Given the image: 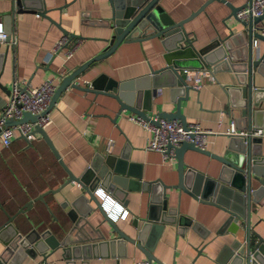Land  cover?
Instances as JSON below:
<instances>
[{"label":"crops","instance_id":"1","mask_svg":"<svg viewBox=\"0 0 264 264\" xmlns=\"http://www.w3.org/2000/svg\"><path fill=\"white\" fill-rule=\"evenodd\" d=\"M206 1L158 0L157 5L177 21L189 16ZM227 1L233 5H241L247 0ZM41 3L46 10L45 14L57 21L59 26L39 14L14 13L10 22V35L13 36L14 43H0V52L6 49L0 84L7 88L13 78L24 80L30 86H36L43 79L50 78L57 85L60 75L66 74L67 69L72 70L107 46L105 39L111 33V27L105 25L111 14L108 0H41ZM9 8L10 0H0V22ZM229 10L219 0H212L184 23L194 46L207 45L217 34L220 37L228 36L227 25L234 31L241 28L232 17L225 18ZM259 24L263 25L264 19ZM63 30L72 39L78 38L77 47L69 57L61 50L43 63L45 52L52 48L56 39L65 34ZM72 34L74 35L70 36ZM159 40L155 38L141 44L120 43L107 57L93 61L74 80L82 86H88L92 79L103 76L117 81L132 80L136 84L138 79L149 73V67L155 69L165 63L163 53L166 48ZM236 40L235 35L226 39L233 54L238 53ZM257 46L259 53H264V42L258 41ZM189 71L205 73L197 91L190 90L188 99L181 100L180 112L185 114L187 122L198 121L201 127L211 131L206 149L220 154L228 141L225 131L230 122H234L236 129L246 130L243 128L245 120L232 108V105L240 102L239 96L243 93L232 87L225 71ZM253 76V85L261 90L254 92V98L259 102L256 108L260 114L252 119V126L256 124L261 126L257 128L263 129L260 146L264 154V69L254 72ZM236 86L243 87L240 84ZM169 90L167 85L159 87L157 94L152 97L151 110L147 111L150 117L158 111L175 109V104L170 101ZM5 97L6 93L0 90V108ZM117 109L118 104L112 97L69 86L48 109L47 114L52 121L43 129L74 175L85 170L97 153L104 156L112 154L118 158L127 151V167L132 174L139 176L132 184L135 189L129 191L125 198L108 186L99 187L122 205L123 209L128 210L124 219L117 218L116 221L129 235L134 234L133 221L139 227L149 210L154 215L159 214L158 206L150 208L149 198L154 196L165 199L168 211L165 217H175L176 222H165L161 229L152 226L148 239L151 242L156 237L152 253L163 264H227L228 250L245 239V223L242 220L228 222L229 214L220 206L194 199L174 187L164 188L165 185L176 184V160L173 163L162 162L159 152L146 148L150 132L129 118L131 112L123 111L113 121ZM183 162L186 169L200 172L212 181H216L219 170L223 167L217 159L193 149L183 152ZM66 178V170L40 134L35 133V137L28 142L23 138L13 137L6 146L0 143V206L11 214L24 202L30 201V205L10 221L20 234L31 228L38 231L48 228L60 238L59 224L65 228L70 225L65 212L82 192L81 187L74 182L64 184L59 191H50L59 188ZM142 183L146 184V189H142V185L140 188ZM40 194L41 198L35 199ZM80 203L81 209L86 207L82 199ZM249 216L251 231L264 238V197L258 203H252ZM4 218L0 210V222ZM86 218L93 227L92 235L96 234V228L99 227L108 239L113 238L109 233V226L105 222L100 224L102 220L96 210ZM58 253L59 251L50 255L47 264H63L62 260H56L59 258ZM91 255L93 256L87 259L88 264H134L146 259L132 243H126L124 255L122 249L114 245L95 247ZM39 259L25 258L23 264H36Z\"/></svg>","mask_w":264,"mask_h":264},{"label":"water","instance_id":"2","mask_svg":"<svg viewBox=\"0 0 264 264\" xmlns=\"http://www.w3.org/2000/svg\"><path fill=\"white\" fill-rule=\"evenodd\" d=\"M108 1L111 14L105 25L111 27V33L108 39H105L107 46L72 70L67 69L66 74L60 75V82L56 85L53 94L50 95L48 104L41 114L48 111L55 104L57 96L70 86L84 92L114 98L118 109L113 121H116L121 112L129 111L156 124L157 121L152 119L147 111L151 110L152 97L157 94L159 87L167 85L170 89V101L175 104V109L173 111H158L156 115L161 118L177 119L185 127L187 121L185 114L180 112V103L181 100L188 99L190 90L197 91L198 88L189 84L183 73L194 69H207L211 73L222 70L227 72L232 87L243 93L239 96L240 102L232 105V108L245 120L246 125L243 128L250 131L252 119H256L260 114L256 108L259 102L255 100L254 92L261 88L253 85V74L264 69V53H259V48L253 46L252 39L264 42V33H261L264 32V24H259L264 19V13L242 20L237 17L236 13L245 7V2L241 5H233L230 1L219 0L230 9L225 18L232 17L236 23L241 25V28L234 31L226 24L229 30L228 36L220 37L217 34L207 45L196 47L189 38L184 23L203 10L204 5L212 0H207L189 16L177 21L170 18L157 5L158 0ZM18 12L42 15L59 26L57 21L50 19L45 14L46 10L42 7L41 0H10V8L7 13L3 14L1 20L3 30L7 32L5 42L10 36V22L13 15ZM63 31L68 34L65 30ZM230 35L237 37L235 45L237 54H233L227 45L226 39ZM155 38L160 39V43L165 45L166 51L163 53L165 63L159 68L149 67V73L138 79L136 84H133L132 80L117 81L103 76L92 79L93 81L88 86H82L74 80L93 61L107 57L120 43L136 42L141 44L143 41ZM5 53L6 49L0 52V72ZM237 84L243 87L240 88L236 86ZM0 90L7 94L8 88L0 84ZM35 118V115L23 112L20 119H7L4 124L12 125L26 120L34 121ZM252 127L261 126L254 124ZM31 132L41 135L49 150L54 153L58 162L67 172V178L60 187L50 191H59L64 184L74 182L81 187L82 192L72 201V207L65 212V217L70 221V225L65 228L59 224L60 238H57L48 228L41 231L31 228L24 234H20L12 226L10 221L13 216L22 213L24 208L30 205V201L24 202L11 214H8L0 206L5 217L0 222V264H23L25 258L35 260L36 257L40 258L36 264H47V258L58 251L59 258L56 260H62L63 264H77L78 259H80L79 264H88L87 259L93 256L91 254L95 247L114 245L121 248L122 255H124L126 243H132L144 254L148 264H152V262L163 264L152 253L156 237L151 242L148 239L152 226L161 229L165 222H176L175 217H165L168 212L165 199L161 200L151 196L148 200L150 208L158 206L159 214L154 215L149 210L139 227L133 221L134 234L129 235L120 228L116 220L112 219L113 213L110 216L107 215L96 194V191L102 193L99 186H108L126 198L128 192L135 189L132 184L137 178L139 179V176L132 174L127 167L129 165L127 151L126 154L123 153L118 158L112 154L104 156L97 153L85 170L74 175L64 164L44 129L35 125ZM22 138L25 140L24 137ZM260 142L261 136L228 134V141L223 146L222 153L215 154L208 149L195 147L192 142L182 141L174 150L177 165L176 184L164 186V188L174 187L181 192H186L194 199L220 206L229 214L228 222L235 223L237 220H242L245 223V239L242 243L237 242L228 250L227 264H264V238L251 231L249 216L252 203H258L264 197V154ZM186 149L200 151L223 164L216 181L210 180L191 168H185L183 152ZM141 185L142 189H146V184H140V188ZM41 195H37L35 199H40ZM81 199L86 206L82 209L79 207ZM95 210L101 217L100 224L105 222L109 226V233L113 235V238L108 239L99 227L96 228V234L92 235L93 227L86 216ZM95 240H97L96 243Z\"/></svg>","mask_w":264,"mask_h":264},{"label":"built area","instance_id":"3","mask_svg":"<svg viewBox=\"0 0 264 264\" xmlns=\"http://www.w3.org/2000/svg\"><path fill=\"white\" fill-rule=\"evenodd\" d=\"M264 13V0H247L245 7L237 11L236 15L242 20H247L248 17L260 16ZM264 33L263 31L261 32ZM7 32L3 30L0 22V43L5 42ZM253 46L258 47L257 39L253 38ZM14 43L13 36H9L8 41ZM78 38H71L69 35L64 34L60 36L52 45L42 58V62L46 63L50 57L54 56L59 51L63 50L66 57H69L73 50L77 47ZM204 71H185L184 75L189 84L198 88L202 83V76ZM56 84L52 79L45 78L38 85L30 86L24 80H17L15 78L10 80L8 91L5 97L3 106L0 108V143L4 146L8 145L13 137H24L29 141L35 137V133L31 130L36 125L44 128L52 121L48 116L47 111L41 112L46 108L50 95L53 94ZM83 95V94H82ZM23 112H28L30 115H35L34 121H21L12 125H5L7 119L18 120L21 118ZM129 118L136 124L140 125L144 130L150 132V137L146 144V148L155 150L161 154L162 162L173 163L174 150L182 141L192 142L195 147L206 149L208 142V135L211 133L209 129L200 126L199 122H187L185 127L177 119H167L165 117H158L157 115L151 116L156 120L154 124L149 119H144L139 115L131 113ZM225 131L226 134H240V135H263L262 128H251L250 131L238 130L235 128L234 122H230ZM111 141V140H110ZM109 141V142H110ZM100 202L103 204V209L108 216L113 213L112 219H124L128 213L127 209L111 199L104 190L102 193L96 191ZM134 264H148L146 259L136 261Z\"/></svg>","mask_w":264,"mask_h":264}]
</instances>
